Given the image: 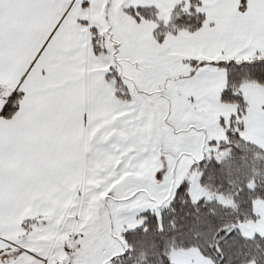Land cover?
<instances>
[{
    "label": "snow or ice",
    "instance_id": "obj_1",
    "mask_svg": "<svg viewBox=\"0 0 264 264\" xmlns=\"http://www.w3.org/2000/svg\"><path fill=\"white\" fill-rule=\"evenodd\" d=\"M257 205L264 0H0V264H264Z\"/></svg>",
    "mask_w": 264,
    "mask_h": 264
},
{
    "label": "crops",
    "instance_id": "obj_2",
    "mask_svg": "<svg viewBox=\"0 0 264 264\" xmlns=\"http://www.w3.org/2000/svg\"><path fill=\"white\" fill-rule=\"evenodd\" d=\"M77 182L68 186L67 191H71L72 188L76 187ZM60 192V188L57 186H52L51 188H45L44 190L36 193L33 199L39 200V203L36 205V208L41 209V205L47 204L49 201L52 204L51 208L46 209V214H51L57 207L67 208L71 203V197L68 200L62 201L61 197L65 194L61 192L60 196H57L56 193ZM30 210H26L25 213H22L19 217H16L14 212L5 216L3 220V226L12 230L11 238H15L18 235H21L22 232L19 230L20 221L24 218V215L28 214ZM256 211L260 212L261 219L258 221H251L247 223L246 227L249 231H261L264 232V206L257 205ZM34 215L35 213L32 212ZM194 251V250H193ZM187 256L185 250H180L179 252H174L175 256ZM182 264H187V260H182Z\"/></svg>",
    "mask_w": 264,
    "mask_h": 264
},
{
    "label": "rangeland",
    "instance_id": "obj_3",
    "mask_svg": "<svg viewBox=\"0 0 264 264\" xmlns=\"http://www.w3.org/2000/svg\"><path fill=\"white\" fill-rule=\"evenodd\" d=\"M156 167H159V166H156ZM249 222H251V221H248L247 223H249ZM246 226H247V225H246ZM33 231L35 232V231H37V230H36V229H34Z\"/></svg>",
    "mask_w": 264,
    "mask_h": 264
},
{
    "label": "trees",
    "instance_id": "obj_4",
    "mask_svg": "<svg viewBox=\"0 0 264 264\" xmlns=\"http://www.w3.org/2000/svg\"><path fill=\"white\" fill-rule=\"evenodd\" d=\"M249 221H251V220H249ZM181 250H183V249H181Z\"/></svg>",
    "mask_w": 264,
    "mask_h": 264
}]
</instances>
